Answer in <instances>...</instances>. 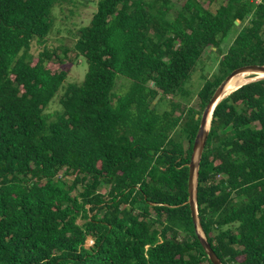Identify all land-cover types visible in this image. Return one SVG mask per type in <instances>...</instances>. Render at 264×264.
Returning a JSON list of instances; mask_svg holds the SVG:
<instances>
[{"label": "trees", "instance_id": "obj_1", "mask_svg": "<svg viewBox=\"0 0 264 264\" xmlns=\"http://www.w3.org/2000/svg\"><path fill=\"white\" fill-rule=\"evenodd\" d=\"M62 1L0 0V264H211L187 203L188 165L219 84L264 65V0L214 11L186 0L173 19L172 0H98L73 47L86 63L80 83L48 67L65 51L31 53ZM232 33L192 95L204 50ZM118 77L129 82L120 96ZM196 200L222 264H264V80L214 108Z\"/></svg>", "mask_w": 264, "mask_h": 264}, {"label": "rangeland", "instance_id": "obj_2", "mask_svg": "<svg viewBox=\"0 0 264 264\" xmlns=\"http://www.w3.org/2000/svg\"><path fill=\"white\" fill-rule=\"evenodd\" d=\"M186 0H172L173 8L169 13V19H173L176 12L182 7ZM205 8L212 11L216 9L218 3L224 0H217V2H209V0H199ZM98 0H63L60 5L53 10V28L47 35L42 44L37 43L36 40L31 43V53L34 57L43 49L49 51L55 50L57 54L65 51L68 59L64 60L61 65L55 62L48 64L52 71L68 70L66 83H80L83 80L86 72V63L83 58L77 56L74 52V44L77 40L78 30L83 26H88L92 15L97 10ZM257 5V4H255ZM240 29V27L238 28ZM237 29V30H238ZM236 30V31H237ZM235 37V33L230 34L220 45V49L206 48L202 57L192 72L191 79L186 85V89L196 95L206 79H211L216 72L218 62L222 54L227 51ZM36 59L34 58V61ZM129 85V82L122 77L117 78L114 94L116 96L122 95ZM62 92H59L53 99L50 105L46 108L47 114H53L59 110L58 98ZM74 176L65 177L64 180L71 182ZM101 194L106 193V189H100ZM75 191L73 194H76ZM92 214V213H90ZM83 219H78L80 225L84 224Z\"/></svg>", "mask_w": 264, "mask_h": 264}, {"label": "water", "instance_id": "obj_3", "mask_svg": "<svg viewBox=\"0 0 264 264\" xmlns=\"http://www.w3.org/2000/svg\"><path fill=\"white\" fill-rule=\"evenodd\" d=\"M239 22L236 21L235 24H238ZM263 73L264 74V65H246L239 68H236L233 70L229 75L225 77V79L219 84V86L216 88L215 92L213 93L211 99L209 100L208 104L204 108L199 128L196 134V137L193 142V148H192V154L190 158V163L188 165L189 173H188V205L190 207L191 211V217L193 220V224L196 230V234L198 237V240L200 244L202 245L203 249L205 250L209 261L211 264H222L214 251L212 250L210 244L208 243L201 226L199 224L198 219V212H197V200H196V186H197V176H198V169H199V163L201 160V156L205 147V143L207 140L208 132L210 129V124L212 120V113L214 111V108L216 105L222 100L221 97L225 90L228 87L229 82L231 79L240 73ZM255 81V80H254ZM250 81V82H254ZM248 82V83H250ZM247 84V83H245ZM243 84V85H245ZM242 86V85H241ZM239 86L238 88H240ZM236 88V89H238ZM235 89V90H236ZM234 90V91H235ZM233 92V91H232ZM231 92V93H232ZM227 97V96H226ZM158 98V97H157ZM224 99V98H223ZM210 116V119L208 117Z\"/></svg>", "mask_w": 264, "mask_h": 264}, {"label": "bare ground", "instance_id": "obj_4", "mask_svg": "<svg viewBox=\"0 0 264 264\" xmlns=\"http://www.w3.org/2000/svg\"><path fill=\"white\" fill-rule=\"evenodd\" d=\"M258 81V80H264V74L263 73H240L235 75L231 81L228 84L227 89L223 93L221 99L228 96L232 91H234L239 86L248 83L250 81ZM251 83V82H250ZM210 119V116L208 117Z\"/></svg>", "mask_w": 264, "mask_h": 264}, {"label": "built area", "instance_id": "obj_5", "mask_svg": "<svg viewBox=\"0 0 264 264\" xmlns=\"http://www.w3.org/2000/svg\"><path fill=\"white\" fill-rule=\"evenodd\" d=\"M254 4H260L263 0H251ZM93 244V239L92 238H88L86 241V246L89 247Z\"/></svg>", "mask_w": 264, "mask_h": 264}]
</instances>
